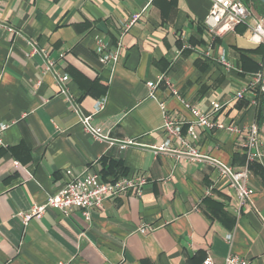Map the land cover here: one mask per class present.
Masks as SVG:
<instances>
[{"label":"crops","instance_id":"obj_1","mask_svg":"<svg viewBox=\"0 0 264 264\" xmlns=\"http://www.w3.org/2000/svg\"><path fill=\"white\" fill-rule=\"evenodd\" d=\"M249 7L264 18L259 6ZM210 8L211 0H0V122L11 124L0 146V264H203L209 255L224 264L229 253L264 264V96L259 118L256 95L235 98L264 71V48L249 39L246 24L212 34L204 27ZM98 40L107 51L122 45L114 66L100 61ZM29 41L69 74L68 96L109 140L84 130ZM222 54L231 71L217 61ZM162 75L180 98L165 83L149 95L148 82ZM102 97L105 108L94 114ZM184 101L202 111L226 103L216 114L226 125L256 123L261 156L248 158L243 133L204 128L189 135L201 158L159 151L168 137L160 104L187 122V132L193 116ZM123 140L133 145L122 150ZM218 162L249 169V203L239 206ZM111 165L109 179L144 176L141 194L106 200L91 222L79 210L66 215L55 208L23 222L21 212L62 188L67 169L91 166L103 177ZM209 185L212 196L199 204ZM143 224L155 230L138 232Z\"/></svg>","mask_w":264,"mask_h":264},{"label":"built area","instance_id":"obj_2","mask_svg":"<svg viewBox=\"0 0 264 264\" xmlns=\"http://www.w3.org/2000/svg\"><path fill=\"white\" fill-rule=\"evenodd\" d=\"M142 12L136 13L124 24L122 34L128 31L141 17ZM246 24L250 29L249 39L252 42L264 44V18L254 14V11L243 0H211V8L204 20V26L214 35L223 36L229 31L235 29L236 26ZM32 47V53L39 52L44 56L46 65L45 70L52 72L53 77L58 85L61 94L67 96L68 101H72L68 96L67 83L70 78L66 72H60L56 69L55 63L49 58L45 50H40L37 44L29 41ZM97 51L102 63L115 65L121 55L122 45L119 44L114 50H106V45L102 40L97 42ZM212 45L210 44L204 50L206 56H211ZM217 61L222 63L229 71L234 69L233 64L227 60L222 54L216 57ZM165 83L170 87L172 93L180 98V94L172 86L166 75L160 76L155 81L148 82L149 95L155 98L157 87ZM264 93V71L255 74L254 78L246 85L241 87L235 94V98H241L245 93L251 92L257 95L258 92ZM106 98H100L95 104L94 114L105 108ZM193 116L188 131H184L183 120H177L170 116L164 103L161 108L165 114L164 130L167 132V139L162 146L158 148L163 152H174L176 159L189 158L199 159L201 154L189 135L195 133V129L204 128L207 130L223 129L232 133H243L245 135V148L248 158L254 159L261 156L260 153V135L259 127L256 123L248 128H240L235 124L226 125L216 118V114L220 112L226 103L213 101L211 110L202 111L197 106L183 102ZM73 110L78 117L79 123L84 130L93 138L98 140H109L108 135L104 132L102 126H98L93 122V115H87L82 112L79 105L72 101ZM11 124L0 122V146H5L4 134ZM177 141L179 147L173 148V141ZM114 144V141H111ZM120 149L124 150L133 145V140H123L118 143ZM217 168L220 176L227 177L229 186L236 192L239 206H244L250 202L251 197L255 193L254 189L249 185L250 171L247 167L235 169L224 163L218 162ZM66 179L62 188L53 195L48 196L44 204H34L30 210L21 212L20 217L27 224L33 217L41 218L47 208H55L66 215L71 214L75 210L81 211L87 222L92 221V210L101 207L106 200L115 199L122 194L135 192L141 194L147 179L144 176H124L115 180H104L101 173L94 170L91 166H86L80 170L71 168L65 171ZM215 190L214 185H209L199 199V204L209 196H212ZM155 230V226L151 224H143L138 227L140 233H148ZM227 240L231 242L232 234L227 236ZM249 261L234 253H229L224 264H248ZM64 264V263H61ZM203 264H215L213 258L209 255L205 258Z\"/></svg>","mask_w":264,"mask_h":264},{"label":"trees","instance_id":"obj_3","mask_svg":"<svg viewBox=\"0 0 264 264\" xmlns=\"http://www.w3.org/2000/svg\"><path fill=\"white\" fill-rule=\"evenodd\" d=\"M254 1L258 4L261 12L264 13V4H262L258 0H254ZM244 2L247 4L246 1H244ZM260 48H264V44H260L259 49ZM263 96H264V93L263 92H260V91L256 95V101H257L256 103L258 105V113H257L258 114V118H259V115L261 114V111H262ZM250 165H252V164L250 163ZM117 167H118V165H117ZM107 170H108V173L107 174H103V177H102L104 180H108L109 179L108 174H113V167H112V165L109 166L107 168ZM118 178H120V177L119 176H116V177H114V179H109V180H115V179H118Z\"/></svg>","mask_w":264,"mask_h":264},{"label":"rangeland","instance_id":"obj_4","mask_svg":"<svg viewBox=\"0 0 264 264\" xmlns=\"http://www.w3.org/2000/svg\"><path fill=\"white\" fill-rule=\"evenodd\" d=\"M247 2V5H255L256 7L258 6V4L254 1V0H244Z\"/></svg>","mask_w":264,"mask_h":264},{"label":"water","instance_id":"obj_5","mask_svg":"<svg viewBox=\"0 0 264 264\" xmlns=\"http://www.w3.org/2000/svg\"><path fill=\"white\" fill-rule=\"evenodd\" d=\"M259 2H261L262 4H264V0H258Z\"/></svg>","mask_w":264,"mask_h":264}]
</instances>
